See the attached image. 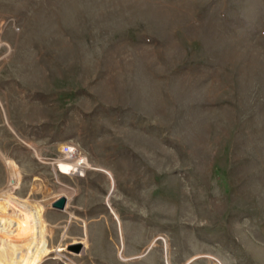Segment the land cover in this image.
Instances as JSON below:
<instances>
[{"label":"rangeland","instance_id":"obj_1","mask_svg":"<svg viewBox=\"0 0 264 264\" xmlns=\"http://www.w3.org/2000/svg\"><path fill=\"white\" fill-rule=\"evenodd\" d=\"M0 36V264H264V0H0Z\"/></svg>","mask_w":264,"mask_h":264},{"label":"crops","instance_id":"obj_2","mask_svg":"<svg viewBox=\"0 0 264 264\" xmlns=\"http://www.w3.org/2000/svg\"><path fill=\"white\" fill-rule=\"evenodd\" d=\"M20 137V136H19ZM1 139V138H0ZM20 139H22L21 137H20ZM23 142H25L26 144H28V145H30V146H32V147H38L39 148V146L37 145V144H35V142H32V143H34L36 146H33V145H31V144H29L28 142H26L24 139H23ZM0 143H1V140H0ZM36 156L38 157V158H41V159H51V160H56V158H54V157H49L47 154H44L43 153V151L42 150H40V152L38 153V155L36 154ZM62 174H64V173H62ZM29 179H33V180H47V177H45L44 175H42V174H39V173H31L30 174V177H29ZM43 186H44V188H43V190H40V192H41V195L40 196H38V198H36V199H34V200H32V201H37V202H39V203H43L44 205H45V213H47L49 210H56L55 208H51V209H48V206H47V202H46V199H45V197H46V184H43ZM64 195V194H63ZM57 197H59V196H57ZM57 197H55V199L57 198ZM55 199H53L52 201H51V204H52V202L55 200ZM58 210V209H57ZM52 212V211H51ZM46 216V215H45Z\"/></svg>","mask_w":264,"mask_h":264},{"label":"built area","instance_id":"obj_3","mask_svg":"<svg viewBox=\"0 0 264 264\" xmlns=\"http://www.w3.org/2000/svg\"><path fill=\"white\" fill-rule=\"evenodd\" d=\"M3 46V41H2V38L0 36V50H1V47ZM61 154H62V157L65 158V159H73L74 156H81L82 154L80 153L79 149L75 146L73 150H71L70 147L68 146H65L63 147V149L60 150ZM67 156V157H66ZM83 158V157H82ZM85 164V161L83 159H81V161L79 162V165L80 166H83Z\"/></svg>","mask_w":264,"mask_h":264},{"label":"water","instance_id":"obj_4","mask_svg":"<svg viewBox=\"0 0 264 264\" xmlns=\"http://www.w3.org/2000/svg\"><path fill=\"white\" fill-rule=\"evenodd\" d=\"M68 204V197L66 195H61L57 197L51 204V206L58 210H66ZM80 245L78 246V250Z\"/></svg>","mask_w":264,"mask_h":264},{"label":"bare ground","instance_id":"obj_5","mask_svg":"<svg viewBox=\"0 0 264 264\" xmlns=\"http://www.w3.org/2000/svg\"><path fill=\"white\" fill-rule=\"evenodd\" d=\"M67 146L70 147L71 150H73L75 145H73V146L72 145H67ZM83 248H84V246H83Z\"/></svg>","mask_w":264,"mask_h":264}]
</instances>
